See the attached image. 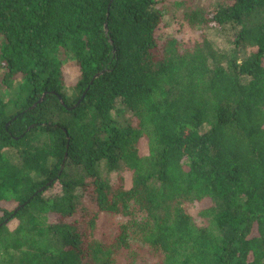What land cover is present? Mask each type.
<instances>
[{"label":"trees","instance_id":"16d2710c","mask_svg":"<svg viewBox=\"0 0 264 264\" xmlns=\"http://www.w3.org/2000/svg\"><path fill=\"white\" fill-rule=\"evenodd\" d=\"M165 17L0 0V264H264V0Z\"/></svg>","mask_w":264,"mask_h":264},{"label":"rangeland","instance_id":"374dc122","mask_svg":"<svg viewBox=\"0 0 264 264\" xmlns=\"http://www.w3.org/2000/svg\"><path fill=\"white\" fill-rule=\"evenodd\" d=\"M165 11V21L167 23V29L162 34V40L168 38L179 39L180 41H193L200 37V32L197 29H191L186 23L183 22L184 12L188 7H199L215 5L225 0H159ZM208 38L223 51L230 52L232 47V35L231 30L221 31H206ZM73 73V70L71 71ZM1 73V72H0ZM66 77L69 83H72L75 79L70 76V72H66ZM198 222H200L198 220ZM140 264H153V260L149 256H145V259Z\"/></svg>","mask_w":264,"mask_h":264},{"label":"water","instance_id":"95a60500","mask_svg":"<svg viewBox=\"0 0 264 264\" xmlns=\"http://www.w3.org/2000/svg\"><path fill=\"white\" fill-rule=\"evenodd\" d=\"M104 72H99L98 74H96L95 75V77L93 78V80H92V82L91 83H93L97 78H99L102 74H103ZM88 91V90H87ZM87 91L84 93V95L82 96V99L78 102V104L84 99V97L86 96V93H87ZM46 94H44V96H45ZM43 97L38 101V103H41L42 101H43ZM34 107H35V105H34ZM30 129V128H29Z\"/></svg>","mask_w":264,"mask_h":264}]
</instances>
